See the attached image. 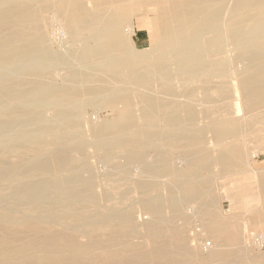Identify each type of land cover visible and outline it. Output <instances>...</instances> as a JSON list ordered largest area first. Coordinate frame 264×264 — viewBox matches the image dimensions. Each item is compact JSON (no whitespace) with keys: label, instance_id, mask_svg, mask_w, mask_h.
Here are the masks:
<instances>
[{"label":"bare ground","instance_id":"6f19581e","mask_svg":"<svg viewBox=\"0 0 264 264\" xmlns=\"http://www.w3.org/2000/svg\"><path fill=\"white\" fill-rule=\"evenodd\" d=\"M230 3L0 0V264H186L199 254L186 235L193 219L188 204L203 215L197 235L215 240L199 261L223 262L242 233L236 222L208 211L219 198L199 179L212 161L196 142L207 132L217 142H235L252 123L264 124V0ZM45 9H54L73 36L68 53L48 47L40 25ZM133 17L151 28L149 48L132 45L136 31L127 24ZM228 42L237 59L248 62L236 82L228 81L229 71L222 68ZM61 66L72 72L58 85L51 75ZM127 66L133 72L124 76ZM174 75L181 85L175 86ZM217 76L219 99L205 103L200 112L206 121L200 124L197 89L213 87ZM156 78L162 81L158 90ZM133 88L139 91L134 94ZM135 98L141 101L139 115ZM87 103L117 113L92 129L97 151L113 165L106 202L93 212L87 206L99 204L98 194L93 176L85 175L90 169L80 130ZM156 103L170 114L169 125L159 124ZM174 126L185 132L183 146L167 135ZM232 143L235 150L222 153L224 162L242 155V143ZM179 155L184 168L173 164ZM130 165L143 174L131 177ZM162 177L169 179L164 189ZM224 177L227 198L239 208L232 195L245 189L247 179ZM133 186L136 203L149 215L144 221L129 201ZM257 241L264 246V235Z\"/></svg>","mask_w":264,"mask_h":264},{"label":"rangeland","instance_id":"374dc122","mask_svg":"<svg viewBox=\"0 0 264 264\" xmlns=\"http://www.w3.org/2000/svg\"><path fill=\"white\" fill-rule=\"evenodd\" d=\"M49 2L51 3L52 0H49ZM233 2L234 0H231L230 6ZM129 24H132L136 31V34L130 37L132 45L136 44L139 50L149 48L150 42L148 37L149 33L151 32V28H149V26L144 21L139 20L137 17H133V19L129 21L127 26H129ZM40 25L41 30L45 35L47 45L53 52L65 54L68 53L75 45L74 38L70 34L65 21L54 9L43 10ZM127 26L125 29L128 33L129 27L127 28ZM225 49V57L228 59V61L227 64L222 68L229 71L230 78L228 79V81L233 80L234 82H236L235 78L237 76V73L243 71L246 68V65H248V62L245 60L242 61L237 59V53L235 52L234 45L232 43L228 42V45ZM174 67L176 68V64L174 62H171L170 70L175 73L176 69H173ZM71 72V67H58L51 75V79L58 85L66 84L67 78ZM131 72H133L132 66H127L124 68V76L130 74ZM212 80L213 82H211V84L214 86L205 90L201 88L197 89V94L194 98L200 124H203L206 121L204 118V112H200L204 111V108L206 107L205 103L207 101H217L220 96L219 87H217L216 84L221 83V76L214 77ZM181 81L182 80L179 79L178 76L176 77L174 75L173 82L175 83V86L181 85ZM223 81L225 82V80ZM161 83V79H154V89L158 90L159 88H161ZM232 85L234 84L226 86V92H229L232 89ZM180 89H182V87H180ZM133 91L134 94H136L139 90H137V88H133ZM135 96L137 97V95ZM135 104L137 108V115H139L141 114V101L139 98H135ZM155 110L156 114L158 115L159 124L169 125L170 114L162 109V105L156 103ZM181 115L184 118L185 112H182ZM114 116L116 117L117 113L111 108L105 106L96 107L92 104L87 103L81 108L80 130L86 139L83 147V155L85 152L88 169H90V171L85 172V175L93 176L95 188L98 194L97 200L99 202L98 205L88 204L87 209L90 212H93L98 207L102 208V205L105 204L106 199L104 198V192L109 186L107 175L113 169V165L105 161L101 157L100 153L97 151V148L93 144L92 129L93 125H99L106 120L112 119ZM262 122L264 123V117L262 119ZM262 125V127H259L252 123L243 135L237 137L238 141L235 140V142L234 139H226L217 142L212 132L203 134L200 141L196 142L199 146H204L205 151L212 161V166L208 169L209 171L205 170L201 172V174L199 175V179L202 181L203 185L206 188L212 189L214 195L219 198L217 207L215 206L213 208H210L208 209V211L212 213L214 212L216 215L218 214V218L224 220L228 219L232 222H236L237 226L239 225L240 228H238L239 232L242 233L241 239L237 243V245L233 246L230 252L227 253L226 256H224V264H264V246H260L259 242L257 241L259 235H264V220L261 221L262 218L264 219V181L262 178V176H264V124ZM167 135L168 137L173 138L174 142L178 143V145L180 146H183L187 143L185 132L179 129V127L177 126H174V128H170V130L167 132ZM232 142L238 144L240 142L242 143V145L239 144L242 147V155L238 156L236 153L235 155H233L230 161L224 162L221 160L222 153H233V151L235 150L230 146ZM222 143L226 147L222 146ZM153 158L154 155L152 153L149 154V159ZM9 159L12 160L15 159V157L10 156ZM121 161L123 162L124 160L122 159ZM173 164L176 165V167L181 168H184L186 166V162L182 155H179L174 160ZM129 169L130 176L133 178H137L140 174H143L142 168L137 165H130ZM235 174L236 176L243 175L247 179V186L245 187V189H242L232 195V199L240 203V207L236 209L233 207V205L236 204H233L232 201L227 198L225 189L227 179L224 177L226 175L235 176ZM168 180L169 179L167 177L161 178V181H164L162 182V184L164 183L163 189L165 188V184ZM134 187L135 186H133V191L129 195V201L135 203L134 205L138 221H144L148 219L147 217L149 215L145 213V211L140 207L139 204L136 203L139 192L138 189ZM228 205H230L231 208L228 207ZM185 210L190 216L193 217V219H191V224L186 231V235L189 238V247L193 252L199 253L198 255L195 253L196 257L186 264H216L215 262L213 263V261H203L204 263H201L199 261L200 257L202 258L210 253L211 248L215 246V240L211 237L197 235L199 233L198 231H200L199 229H201V224H203L202 213L198 212L192 205L189 204L185 206ZM249 210L252 211L250 212ZM167 213L171 214V211L168 209ZM252 221L255 223V225ZM244 232L247 235H243ZM209 241L212 243L211 247L205 248L204 244ZM243 242L245 246L242 245ZM236 255L239 257H237ZM223 262L220 263L223 264Z\"/></svg>","mask_w":264,"mask_h":264},{"label":"built area","instance_id":"2783aa9c","mask_svg":"<svg viewBox=\"0 0 264 264\" xmlns=\"http://www.w3.org/2000/svg\"><path fill=\"white\" fill-rule=\"evenodd\" d=\"M211 245H212V243L209 241V242H206V243L204 244V247H205V248H210Z\"/></svg>","mask_w":264,"mask_h":264}]
</instances>
